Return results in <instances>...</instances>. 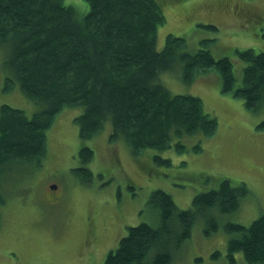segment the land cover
Here are the masks:
<instances>
[{"label": "rangeland", "instance_id": "1", "mask_svg": "<svg viewBox=\"0 0 264 264\" xmlns=\"http://www.w3.org/2000/svg\"><path fill=\"white\" fill-rule=\"evenodd\" d=\"M76 1L83 16L89 6ZM156 1L166 16L157 32L158 50L168 34L183 37L191 53L208 49L216 59H231L235 86L243 84L244 63L237 51L264 52V0ZM225 2L231 4L223 10ZM8 54L9 48L0 44V112L8 104L33 117L43 104L28 98L18 83L4 89L11 75L5 68ZM160 77L172 94L201 98L204 111L217 120V133L210 138L186 136L182 152L173 141L170 149L135 154L124 139L110 143V124L93 139H81L75 119L84 109H63L47 131L45 157L5 176L0 193V264H105L130 227L159 226V213L149 205L154 191L167 192L179 208L188 209L196 196L218 189L224 179L234 186L245 184L248 194L233 212L212 209L218 229L210 235L204 232L205 218L199 216L171 264H248L242 253H236V263L229 260L231 234L226 225L249 227L264 216V105L249 110L241 99L223 93L214 71H202L190 83L183 81L182 71ZM197 145L200 152L194 149ZM84 146L94 151L88 165L79 157ZM156 156L169 159L171 165L157 163ZM83 168L92 171L88 182ZM153 258L154 253L147 261Z\"/></svg>", "mask_w": 264, "mask_h": 264}, {"label": "trees", "instance_id": "2", "mask_svg": "<svg viewBox=\"0 0 264 264\" xmlns=\"http://www.w3.org/2000/svg\"><path fill=\"white\" fill-rule=\"evenodd\" d=\"M83 1L89 10L81 16L76 0H0V44L9 48L5 68L11 73L4 89L18 83L28 98L44 105L33 117L1 106L0 193L13 168L45 157L47 131L65 108L84 109L75 119L81 139H93L110 124V143L124 139L135 154L170 149L173 141L182 152L186 136L213 137L217 120L204 111L201 98L172 94L160 82L165 72L182 71L183 81L190 83L200 72L214 71L223 93L241 99L249 110L264 105V52L237 51L244 69L243 84L236 87L234 62L228 57L216 59L208 49L191 53L187 41L172 34L158 50L157 32L166 16L156 0ZM230 4L225 2L223 10ZM194 149L200 152L201 145ZM79 157L88 165L94 151L84 146ZM155 161L171 165L158 156ZM83 170L84 181H90L92 171ZM247 194L245 184L234 186L224 179L218 189L196 196L191 208L181 209L170 194L154 191L149 205L159 213V226L130 227L105 264H171L199 216L210 235L218 229L212 209L233 212ZM226 230L232 263L242 253L248 264H264V216L249 227L229 223Z\"/></svg>", "mask_w": 264, "mask_h": 264}]
</instances>
